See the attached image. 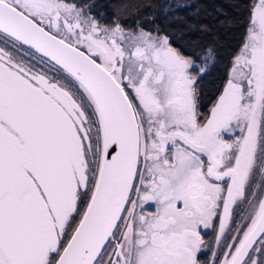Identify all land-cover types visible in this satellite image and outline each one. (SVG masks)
Segmentation results:
<instances>
[{
    "label": "snow or ice",
    "instance_id": "6c2138e0",
    "mask_svg": "<svg viewBox=\"0 0 264 264\" xmlns=\"http://www.w3.org/2000/svg\"><path fill=\"white\" fill-rule=\"evenodd\" d=\"M244 8L205 91L214 48L175 41L206 25L0 0V264H264V0Z\"/></svg>",
    "mask_w": 264,
    "mask_h": 264
},
{
    "label": "trees",
    "instance_id": "16d2710c",
    "mask_svg": "<svg viewBox=\"0 0 264 264\" xmlns=\"http://www.w3.org/2000/svg\"><path fill=\"white\" fill-rule=\"evenodd\" d=\"M246 2L247 0H100L105 5L106 18L111 19L115 10L127 27H135L139 21L146 30L159 26L169 35L176 36L181 30L187 29L189 24L208 26L210 31H188L184 41H175V46L186 55L198 53L209 46L214 48L218 62L201 85L205 91L223 78L230 58L244 39L248 23L247 10L244 8Z\"/></svg>",
    "mask_w": 264,
    "mask_h": 264
}]
</instances>
